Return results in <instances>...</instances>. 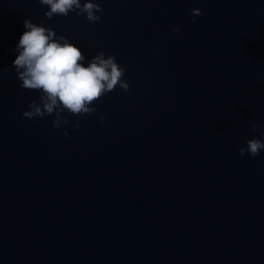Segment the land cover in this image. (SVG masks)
I'll return each mask as SVG.
<instances>
[{
	"label": "water",
	"instance_id": "obj_1",
	"mask_svg": "<svg viewBox=\"0 0 264 264\" xmlns=\"http://www.w3.org/2000/svg\"><path fill=\"white\" fill-rule=\"evenodd\" d=\"M95 2L99 23L0 0V264H264V151L238 154L264 139V0ZM26 18L85 66L115 56L128 90L60 129L25 119Z\"/></svg>",
	"mask_w": 264,
	"mask_h": 264
},
{
	"label": "clouds",
	"instance_id": "obj_2",
	"mask_svg": "<svg viewBox=\"0 0 264 264\" xmlns=\"http://www.w3.org/2000/svg\"><path fill=\"white\" fill-rule=\"evenodd\" d=\"M47 6L44 16L84 15L89 23H99L103 12L101 5L95 0H38ZM194 17L202 15L199 9H192ZM25 31L19 38L13 51L18 53L13 60V67L21 89L39 92L38 101L28 103L29 110L24 111L25 119H43L54 116L52 127L60 129L62 125L70 124L68 115L82 117L96 111L95 102L107 92L119 86L127 91L129 85L122 77L125 69L117 62L115 56L105 58L103 52H97L84 65L86 59L81 49L70 43L63 35H57L53 29L45 25L33 23L30 18L23 21ZM178 32L179 29H173ZM8 69L0 67V78ZM64 113L68 115H63ZM103 122V117H101ZM79 123L72 124L73 130H79ZM257 126L251 125V131L256 132ZM62 135L67 137L68 131ZM264 138V129L260 130ZM247 147L238 149V154L255 157L264 151V139L252 138L246 141Z\"/></svg>",
	"mask_w": 264,
	"mask_h": 264
}]
</instances>
